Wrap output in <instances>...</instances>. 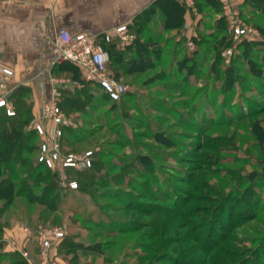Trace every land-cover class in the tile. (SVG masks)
<instances>
[{
	"label": "rangeland",
	"instance_id": "1",
	"mask_svg": "<svg viewBox=\"0 0 264 264\" xmlns=\"http://www.w3.org/2000/svg\"><path fill=\"white\" fill-rule=\"evenodd\" d=\"M242 9L257 32L248 40L220 29L209 8L194 49L164 36L161 66L121 79L135 94L127 117L96 89L68 124L72 154L104 162L94 200L73 191L61 223L12 220L10 230L66 227L55 248L78 264H264V10ZM63 172L60 187L76 176ZM65 239L75 255L60 253Z\"/></svg>",
	"mask_w": 264,
	"mask_h": 264
},
{
	"label": "trees",
	"instance_id": "2",
	"mask_svg": "<svg viewBox=\"0 0 264 264\" xmlns=\"http://www.w3.org/2000/svg\"><path fill=\"white\" fill-rule=\"evenodd\" d=\"M157 4L146 12L145 17L138 19L132 27L128 26L129 31L135 36L133 42L123 43L119 39L111 42L100 41L110 56L108 72L119 82H122L121 79L137 77L156 66H161L156 58H159L163 44L157 39L143 35L145 27L157 11H160L164 18L166 32H176L179 35L186 29L183 15L186 11L192 12L193 9H190L185 0H168L160 4V7ZM241 5L264 10V0H244ZM195 6L197 14L203 13L205 8H209L216 14L221 13V4L218 0H195ZM201 23L200 20L199 25ZM216 23L222 30H226L228 26L223 17L217 19ZM193 40L201 44L204 39L193 35ZM224 43L227 44L225 37L220 44ZM244 45L247 50L251 41H245ZM163 72L164 70L160 71L154 79ZM189 72H192V69H189ZM57 73L68 74L70 76L68 79L71 80L69 86L61 88L59 104L61 109L68 118L75 114H87V109L92 106L96 89L102 91L101 86L80 77V70L74 63L66 62L51 69L53 76ZM30 93L31 89L27 86H20L13 93L11 96L15 109L13 116H9L4 109H0V255L12 256V264H29L19 251L9 253L3 251V246H6L5 234L10 229L12 220L32 222L35 219L44 225L61 223L60 210H63V206L67 204L65 199L68 195L73 191H78L94 200L96 181L100 179L104 169L102 159L97 157V153L92 152L94 155H92L91 167L81 171L70 167L65 169L68 173H75L76 176L70 177L68 181H75L77 188L69 190L60 187L61 169L59 167L51 169L39 160L45 138L40 136L36 129L30 127L36 116L35 103L29 99ZM134 95L127 90L120 100L115 101L103 92L102 98L112 103V109L118 108L127 117V104L133 102ZM136 107L140 110L138 106ZM62 129L61 151L63 155H68L73 152L70 148H72L71 140L75 138L76 128L66 125ZM73 211L78 212L77 209ZM74 244L72 239H65L60 247V253L75 255V251H71ZM74 260L76 258L65 264H78Z\"/></svg>",
	"mask_w": 264,
	"mask_h": 264
},
{
	"label": "crops",
	"instance_id": "3",
	"mask_svg": "<svg viewBox=\"0 0 264 264\" xmlns=\"http://www.w3.org/2000/svg\"><path fill=\"white\" fill-rule=\"evenodd\" d=\"M167 1L0 0V62L13 68L16 82L32 90L36 115L42 102L50 96L48 68L53 38L59 28H66L72 34L97 35L100 42L104 41L103 34L107 31L121 25L132 27L138 19L145 17L146 12L156 3L160 7V4ZM243 1L237 0L240 4ZM193 11H186L183 15L186 28L183 33L189 36L197 35L201 20L195 5ZM152 17L145 27L144 37L157 39L163 44L164 36L174 34L177 42H180L178 39L181 34L165 31L164 18L160 11ZM186 41L183 37L182 42ZM5 239L8 243L6 251L21 253L26 250L31 256L29 264H42L39 243L34 236L27 235L23 229L15 233L8 229ZM65 263L66 261L58 256L54 246L49 252L46 264Z\"/></svg>",
	"mask_w": 264,
	"mask_h": 264
},
{
	"label": "built area",
	"instance_id": "4",
	"mask_svg": "<svg viewBox=\"0 0 264 264\" xmlns=\"http://www.w3.org/2000/svg\"><path fill=\"white\" fill-rule=\"evenodd\" d=\"M185 1L193 9L194 0ZM218 1L221 4V17L226 20L229 32L235 40L242 42L257 34L256 30L243 17L242 5L237 0ZM183 37L187 39V46L190 49H194L193 36L182 33L178 41H182ZM103 38L106 42L119 39L123 43H131L134 41L135 36L129 31L128 25H121L107 31L103 34ZM228 53L231 54V51L229 50ZM66 62L74 63L79 68L83 79L100 85L102 90L112 100H120L127 91L126 86L108 72L110 56L98 41L97 35L87 33L72 34L66 28H59L56 31L48 68L50 96L42 102L30 127L36 129L38 134L45 138V142L41 147L40 162L45 163L51 169L59 167L61 169V178L62 174L65 175L63 171L66 168L82 170L91 167L93 155L92 152H88L84 156L72 153L63 155L61 151L62 128L69 124V118L59 105L61 88L69 86L71 80L52 76L51 69ZM20 86L21 84L15 81L13 68L0 62V109H4L9 116L15 114L11 96ZM61 185L62 188L69 190L77 188V183L68 181L67 178L61 179ZM23 230L27 235L34 236L39 243L40 255L43 260L42 264H46L49 252L67 233L66 227L54 228L50 231L42 230L41 228L35 234L30 227H24ZM21 254L27 261L31 259L28 251L22 250Z\"/></svg>",
	"mask_w": 264,
	"mask_h": 264
}]
</instances>
